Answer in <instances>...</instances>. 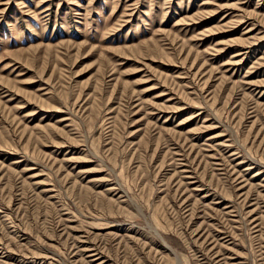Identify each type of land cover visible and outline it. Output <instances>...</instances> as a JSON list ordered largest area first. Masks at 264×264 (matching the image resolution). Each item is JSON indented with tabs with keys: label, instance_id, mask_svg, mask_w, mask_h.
<instances>
[{
	"label": "rangeland",
	"instance_id": "1",
	"mask_svg": "<svg viewBox=\"0 0 264 264\" xmlns=\"http://www.w3.org/2000/svg\"><path fill=\"white\" fill-rule=\"evenodd\" d=\"M0 264H264V0H0Z\"/></svg>",
	"mask_w": 264,
	"mask_h": 264
},
{
	"label": "bare ground",
	"instance_id": "2",
	"mask_svg": "<svg viewBox=\"0 0 264 264\" xmlns=\"http://www.w3.org/2000/svg\"><path fill=\"white\" fill-rule=\"evenodd\" d=\"M98 257V256H97Z\"/></svg>",
	"mask_w": 264,
	"mask_h": 264
}]
</instances>
